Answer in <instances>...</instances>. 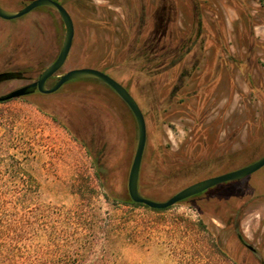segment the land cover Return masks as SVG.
Instances as JSON below:
<instances>
[{"label":"rangeland","instance_id":"374dc122","mask_svg":"<svg viewBox=\"0 0 264 264\" xmlns=\"http://www.w3.org/2000/svg\"><path fill=\"white\" fill-rule=\"evenodd\" d=\"M31 1L0 0V8L17 11ZM162 1L58 0L72 18L74 36L57 74L93 68L132 95L147 130L138 189L158 202L196 181L237 170L264 155V0ZM198 1L203 7V27L216 32L203 35L210 44L205 45L201 65H212L215 48L228 49L225 61H242L249 67L250 78L230 69L216 88L206 81L198 97L184 100L182 94L187 89L193 92L199 81L192 76L169 103L176 74L155 79L141 72L144 58L138 50L148 36L166 34L168 40L181 43L190 35L192 5ZM160 5H165L168 20L156 31ZM63 38L60 17L46 7L13 20L0 18V73L21 76L0 82V95L35 81L57 57ZM198 51V47L193 50L199 55ZM191 61L188 55L187 67ZM204 71L217 75L212 68L204 67ZM202 95L204 108L198 105ZM136 143V122L128 107L111 88L94 79L67 82L50 95L0 102V177L8 178L6 168L15 163L25 171L17 175L16 187L8 181L2 189L8 194L26 193L18 205L19 223H29V227L23 224L22 238H31L42 260L264 264V167L205 198L177 203L162 212L113 205L102 197L100 179L117 196L128 195ZM237 194L255 199L240 220L247 240L244 245L220 220ZM108 221L128 223L127 232L103 252V236L97 230L85 232L81 226ZM74 227L80 229L73 231ZM216 240L232 262L213 254L209 245Z\"/></svg>","mask_w":264,"mask_h":264},{"label":"trees","instance_id":"16d2710c","mask_svg":"<svg viewBox=\"0 0 264 264\" xmlns=\"http://www.w3.org/2000/svg\"><path fill=\"white\" fill-rule=\"evenodd\" d=\"M193 24L194 26L203 27L204 23L202 19H199L193 21ZM172 39L173 38H171V40H168L166 34L158 37L148 36L146 39L147 42L143 45V48H140V50H138V52H140L142 57L144 58L143 64L140 67L141 72L147 73V75H150L151 78L155 79L162 77V75L164 74H170L171 76L176 74V83L171 89L172 92L170 95L169 103H171V98L174 97V94L181 91L186 86L188 80L192 77L194 71L193 65L195 66L200 58H202L203 50H205V45L210 44L208 37L203 35H189L183 37L181 43L179 44L173 43L174 41H172ZM218 40L220 41L219 47L223 46L222 38L219 37ZM196 47H198L199 49V55L193 52L194 48ZM213 54L216 56L215 59H221L225 61V54L230 55V52L228 51V49L222 50L220 48L219 50L215 48ZM188 55L191 57V60L194 59V63L189 68L187 67V65L185 66L184 63ZM232 62V64H229L232 70L237 69L245 76L247 75V79L250 78V74H247V69L249 68L247 65H243L242 61L238 62L236 58L232 59ZM10 76L7 79L14 78L13 75ZM150 81L152 82V84H154L151 79ZM249 84L250 88L254 89V86H252V83L250 81ZM255 92L259 91L256 89ZM182 95V98L184 100L187 98H191L192 90L187 89ZM155 103L157 104L156 101ZM20 171L22 172L24 171V169H22L20 165L15 163L7 166L6 168L8 178L3 179V177H0V264H79L81 260L79 257H76L74 259L66 258L61 261H52L47 258L42 260L41 257L36 253L31 238H22L23 224H26L29 227V223H19L18 205L20 204V202H22L23 199L26 198V193H22L20 195L17 191H13V194H8L10 191L4 192L2 189L3 187H5L8 181H11L10 183L16 187L15 182ZM31 180V177L28 175V186L32 184ZM229 184L231 183L213 187L199 195L188 198L182 202L205 198L207 197V194L209 192H218L219 190H221V187L228 186ZM99 186L103 189L104 193L102 194V197L104 198V200L110 202L113 205L120 204L125 207H143L149 209L144 205L133 203L129 199L128 195H125V197L122 198L114 194L109 189L104 178L100 179ZM254 200L255 199L253 198L247 199L241 194H237L235 195V199L233 201L231 200L232 204H229L230 208L226 209V211L222 214V217H220V220L223 222V224L226 227H230L232 229L235 238L243 245L247 240L240 229V220L242 218L244 208L253 203ZM8 203L11 204V207L9 208H7ZM149 210L154 212L164 211L154 209ZM127 224L128 223H114V221H108L106 223H83L81 227L85 232L87 231L90 233H93L95 230H97L103 236V252H105V250H107L109 246L111 247L113 243L115 244L116 241L122 239L123 236L126 235ZM78 229L80 228L74 227L73 231H78ZM75 234V236H77L78 233ZM91 237L93 238V236ZM90 244L91 243L89 242L88 247L90 246ZM209 247L213 250V254L215 256H221L225 258V260L232 262L228 258L227 254L222 250V246L219 241L216 240L215 242H212ZM99 263H101V260H99L97 264ZM232 264L234 263L232 262Z\"/></svg>","mask_w":264,"mask_h":264},{"label":"water","instance_id":"95a60500","mask_svg":"<svg viewBox=\"0 0 264 264\" xmlns=\"http://www.w3.org/2000/svg\"><path fill=\"white\" fill-rule=\"evenodd\" d=\"M38 7L49 8L55 11L60 17L64 26V38L61 48L55 60L38 75L36 81L0 96V102L22 97L31 87H36L38 92L41 94H52L56 92L63 84L78 79H94L111 88L127 105L134 116L137 127V143L127 178V193L129 199L133 203L144 205L149 209L165 210L177 203L199 195L220 184L240 181L264 167L263 156L255 162L237 170L196 181L179 190L165 201H153L141 195L138 189V179L146 142V125L140 107L124 86H122L109 75L93 68H75L60 73L57 75L58 79L54 85L51 87H46V81L56 75L64 65L72 45L74 26L70 14L64 8V6L58 2V0H32L30 3L17 11H6L0 8V18L3 20H13L29 13Z\"/></svg>","mask_w":264,"mask_h":264},{"label":"flooded vegetation","instance_id":"af4514ba","mask_svg":"<svg viewBox=\"0 0 264 264\" xmlns=\"http://www.w3.org/2000/svg\"><path fill=\"white\" fill-rule=\"evenodd\" d=\"M159 4H163L162 0H158ZM203 9V7L201 6L200 4V1L198 2H193V5H192V19L193 21H196V20H199V19H204L203 18V15L201 13V10ZM166 10V7L165 5H160V15L158 16V20L159 22L157 23L156 25V31H160L162 30V27H163V24L166 22V20H168V15L167 13L165 12ZM165 12V13H164ZM215 30L213 29H209V28H205V27H199V26H194L193 24V27H191L189 30H188V33L187 34H190V35H208V34H215ZM55 60V59H54ZM201 62H202V59L200 58V60L198 61V63L194 66L193 65V74L192 76H195V78L199 81H197V86L195 87V89L193 90L192 92V97H198V93L201 92V89L202 91L207 87L206 84L207 82L211 81V83H213L215 85V88H216V84H218L220 82V80L222 79V77L224 76V72L226 74V77L228 76L227 74H229V70L231 69L230 65H229V62L228 61H224V60H220V59H215L213 62H212V65L209 66L206 62V66L205 65H201ZM185 63V66L188 64L187 62H184ZM190 64L188 65V68L194 63V59L189 62ZM51 64V63H50ZM204 67L205 69L207 70V68H212L214 72H217V75L216 76H212V74L209 76L208 75V72H205L204 71ZM44 70V69H43ZM42 70V71H43ZM211 71V73L213 72ZM197 72V74H196ZM10 75H13V79H19L21 78L20 74L19 73H11V72H2L0 73V82H4V81H8V80H12V79H7ZM58 74L54 75L53 77L49 78L45 85L46 87H51L52 85H54V83L57 81L58 79ZM11 77V76H10ZM55 80V82L52 84V85H49L48 84V81L50 80ZM37 80V79H36ZM35 80V81H36ZM207 81V82H206ZM228 81L230 82V80L228 79ZM34 82V81H32ZM32 82L30 83H27L25 85H29L31 84ZM67 83L63 84L57 91H59L61 88H63ZM23 85V86H25ZM22 87V86H21ZM20 88V87H19ZM56 91V92H57ZM55 93V92H54ZM32 94H39V95H50V94H41L38 92L37 88L36 87H31L28 89L27 93L22 96V97H27L29 95H32ZM53 94V93H52ZM260 96H261V92L259 93ZM5 95V94H4ZM117 95V94H116ZM0 96H3V95H0ZM118 96V95H117ZM201 96V95H199ZM119 97V96H118ZM21 98V97H19ZM202 98H203V95H202ZM199 99H201V97H199ZM198 99V100H199ZM205 99H206V95H205ZM119 100L127 107V105L119 98ZM198 105L199 107L201 108H204L205 106V100L203 98V101L199 100L198 102ZM129 110V108H128ZM130 111V110H129ZM131 112V111H130ZM132 114V113H131ZM144 116V114H143ZM132 117L134 119V116L132 114ZM144 120H145V117H144ZM145 125H146V121H145ZM146 139H147V130H146ZM146 144V142H145ZM145 150V148H144ZM144 154V152H143ZM264 156V155H263ZM262 156V157H263ZM142 159H143V156H142ZM260 159V158H259ZM258 160V159H257ZM255 162V161H254ZM142 163V161H141ZM253 163V162H252ZM251 164V163H250ZM248 165V164H247ZM246 166V165H245ZM244 167V166H243ZM263 168V167H262ZM261 168V169H262ZM261 169H259L258 171H260ZM258 171H256L255 173H257ZM255 173L251 174V175H254ZM245 179V178H244ZM243 180V179H242ZM241 181V180H240ZM235 182H238V181H235ZM226 183H234V182H226ZM226 183H223V184H226ZM222 185V184H220ZM219 186V185H218ZM216 187V186H215Z\"/></svg>","mask_w":264,"mask_h":264}]
</instances>
